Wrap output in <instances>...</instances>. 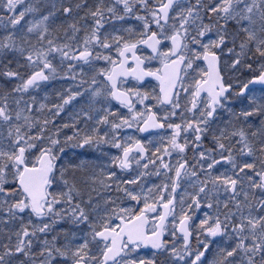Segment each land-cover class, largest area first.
<instances>
[{
    "label": "snow or ice",
    "instance_id": "6c2138e0",
    "mask_svg": "<svg viewBox=\"0 0 264 264\" xmlns=\"http://www.w3.org/2000/svg\"><path fill=\"white\" fill-rule=\"evenodd\" d=\"M0 264H264V0H0Z\"/></svg>",
    "mask_w": 264,
    "mask_h": 264
}]
</instances>
